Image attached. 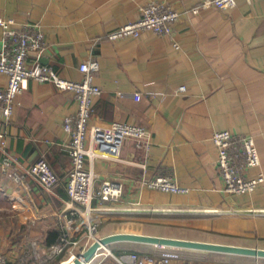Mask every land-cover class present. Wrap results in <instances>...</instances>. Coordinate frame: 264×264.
<instances>
[{
  "label": "crops",
  "instance_id": "crops-1",
  "mask_svg": "<svg viewBox=\"0 0 264 264\" xmlns=\"http://www.w3.org/2000/svg\"><path fill=\"white\" fill-rule=\"evenodd\" d=\"M203 1L0 0V18L14 20L17 28L39 26L44 47L38 60L60 77L79 81L80 64L99 63L94 84L101 93L93 101L91 124L128 123L148 134L147 146L125 140L116 159H87L95 174L94 192L108 180L124 186L121 198L105 206L159 210L97 214L96 221H109L98 238L125 233L264 249V193L224 192L212 143L213 134L222 130L253 137L260 166L249 174L264 173V0H237L228 11L190 12ZM151 2L168 4L180 14L167 34L106 38L136 21L140 7ZM7 82L0 73V89ZM181 86L184 92L178 91ZM76 112L72 92L29 80L11 120L0 121V141L5 142L4 147L0 143V251L5 264H34L61 233L71 170V140L63 124ZM4 159L24 175L23 182L7 175ZM40 159L57 178L49 189L29 173ZM157 176H173L189 191L166 193L141 183ZM93 205L100 202L94 199ZM108 247L141 255L169 249L133 242ZM175 249L180 257L172 264H264L259 257ZM63 257L50 264H63Z\"/></svg>",
  "mask_w": 264,
  "mask_h": 264
},
{
  "label": "built area",
  "instance_id": "built-area-1",
  "mask_svg": "<svg viewBox=\"0 0 264 264\" xmlns=\"http://www.w3.org/2000/svg\"><path fill=\"white\" fill-rule=\"evenodd\" d=\"M236 3L237 0H204L190 12L197 14L201 9L212 7L228 11L234 8ZM139 12L140 16L136 21L120 26L106 38L109 41L129 37L138 38L143 32L165 35L180 16L172 6L157 2L141 6ZM0 29V73L8 77L6 87L0 89L1 122L7 123L11 120L17 105V96L27 88L29 80L40 83L51 82L60 90L72 92L77 103L76 114L67 117L63 124V129L71 140L67 147L71 170L66 183L67 208L60 214L61 233L57 241L47 248L43 257L37 256L34 264H50L60 255L66 254L69 258H74L86 251L98 239L95 237L97 223L94 215H114L125 212L157 213L159 210L155 209H120L105 206L108 202L115 203L121 198L124 186L119 181H104L98 190L95 192L93 190L95 174L92 168H87V159L89 161L116 159L120 155L123 142L127 139H134L143 146L148 144V134L140 126L117 122L106 126L91 124L93 101L101 93L94 84L99 63L91 61L80 64L78 69L82 79L79 81L64 79L50 66L38 60L44 47V35L38 25L26 23L17 28L14 20L0 18ZM174 47L179 48L177 44ZM32 54H36L37 58L29 64L28 58ZM185 90L184 86L178 89L179 92ZM0 143L4 147V139H1ZM212 143L217 148L215 165L223 182L224 192L246 195L261 190L264 193V173L258 172L254 176L249 174L252 169L260 166V158L253 137L233 135L229 131L222 130L213 134ZM2 166L15 182H23L24 175L11 169L9 159H4ZM29 173L37 177L47 189L57 182L54 172L43 159L38 160ZM141 183L150 189L166 193L185 194L189 191L188 188L179 185L173 176L143 178ZM94 199L100 202L99 206L93 205ZM202 213H208V211L205 210ZM85 229L88 230L87 234L83 233ZM82 242L86 244L81 247L78 254H75V250ZM33 245L36 246L37 242H33ZM179 257L175 248H169L159 255L129 253L117 256L108 246H102L84 264H172ZM5 263L6 259L0 251V264ZM22 264L28 263L24 261Z\"/></svg>",
  "mask_w": 264,
  "mask_h": 264
},
{
  "label": "water",
  "instance_id": "water-1",
  "mask_svg": "<svg viewBox=\"0 0 264 264\" xmlns=\"http://www.w3.org/2000/svg\"><path fill=\"white\" fill-rule=\"evenodd\" d=\"M116 242L143 243L169 248L194 249L264 258V249L119 233L98 238L86 251L63 264H83V262H87L93 257L99 247H106Z\"/></svg>",
  "mask_w": 264,
  "mask_h": 264
},
{
  "label": "rangeland",
  "instance_id": "rangeland-1",
  "mask_svg": "<svg viewBox=\"0 0 264 264\" xmlns=\"http://www.w3.org/2000/svg\"><path fill=\"white\" fill-rule=\"evenodd\" d=\"M103 216H105V215H103ZM95 220L97 219V215L95 216V218H94ZM96 233H95V237L96 238H98V236L101 234V232L108 226V223H109V221H108V219H105V218H100V219H98L97 221H96ZM83 233H85V234H87L88 233V230L87 229H85L84 230V232ZM90 242H92V240H90ZM86 243L85 242H82L81 243V245H80V247L79 248H77L76 250H75V254H78L81 250V247L82 246H84ZM112 247V246H111ZM108 248H110V247H108ZM113 250V252L115 253V255H117V256H121V255H123V251L122 250H118L117 248H113L112 249ZM69 259V257H68V255H64V257L62 258V260H63V262H65V261H67ZM112 260V262H114V260L113 259H111ZM62 262V263H63Z\"/></svg>",
  "mask_w": 264,
  "mask_h": 264
},
{
  "label": "bare ground",
  "instance_id": "bare-ground-1",
  "mask_svg": "<svg viewBox=\"0 0 264 264\" xmlns=\"http://www.w3.org/2000/svg\"><path fill=\"white\" fill-rule=\"evenodd\" d=\"M71 259H72V258H69L68 260H71ZM68 260H67V261H68ZM64 263H66V261H65ZM84 263H85V262H83V264H84Z\"/></svg>",
  "mask_w": 264,
  "mask_h": 264
}]
</instances>
